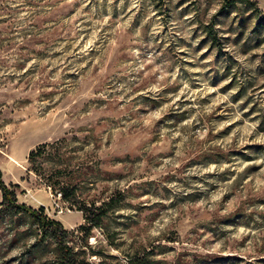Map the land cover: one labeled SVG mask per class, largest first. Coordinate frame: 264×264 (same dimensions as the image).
<instances>
[{
	"label": "rangeland",
	"instance_id": "374dc122",
	"mask_svg": "<svg viewBox=\"0 0 264 264\" xmlns=\"http://www.w3.org/2000/svg\"><path fill=\"white\" fill-rule=\"evenodd\" d=\"M251 1L0 0L3 180L81 264H264ZM40 233L0 191V264H58Z\"/></svg>",
	"mask_w": 264,
	"mask_h": 264
},
{
	"label": "trees",
	"instance_id": "16d2710c",
	"mask_svg": "<svg viewBox=\"0 0 264 264\" xmlns=\"http://www.w3.org/2000/svg\"><path fill=\"white\" fill-rule=\"evenodd\" d=\"M244 2L249 4H255L251 0H230L231 3ZM261 24H264V18H261L259 21ZM34 154V152L32 153ZM0 191L2 195V206L6 212L10 215L23 214L30 217L33 220V223L40 230L41 241H44L46 238H52L57 244V261L58 264H81L73 255L72 248L67 244L65 235L66 230L63 228L60 221L48 217L44 213V209H37L31 205H28L24 202H20L16 196L15 191L8 186L3 180V172L0 169ZM63 198L68 200L67 191L61 189ZM90 211V210H89ZM86 214V220L88 223H91L92 226H100L102 217L104 216L103 211L95 213L93 216Z\"/></svg>",
	"mask_w": 264,
	"mask_h": 264
}]
</instances>
